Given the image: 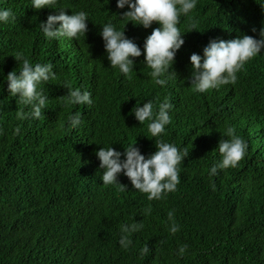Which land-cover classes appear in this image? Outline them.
<instances>
[{"label": "trees", "instance_id": "obj_1", "mask_svg": "<svg viewBox=\"0 0 264 264\" xmlns=\"http://www.w3.org/2000/svg\"><path fill=\"white\" fill-rule=\"evenodd\" d=\"M7 9L15 19L0 22V264H264V51L246 64L235 85L204 93L193 91L190 62L213 39H259L264 0H197L180 18L185 43L164 86L153 82L144 55L135 58L131 80L111 67L100 34L104 24L125 31L142 52L160 27L145 29L122 18L130 9L118 8L117 0H74L64 8L68 15L88 13V32L55 55L49 54L55 43L40 27L47 7L0 0V10ZM17 52L33 65L53 64L56 79L42 86L48 103L40 119L17 118L18 108L31 111L8 90V73L20 70ZM66 81L89 91L92 104L67 106ZM165 97L174 107L163 139L189 151L177 190L149 201L123 174L119 182L126 190L103 184L96 152L113 147L123 153L137 143L145 157L154 153L156 138L132 109L148 101L158 107ZM75 113L82 123L72 128L69 116ZM227 127L247 142V155L238 167L210 175L222 160L218 146ZM172 210L180 227L175 234ZM137 222L143 228L124 249L121 226ZM146 244L150 250L142 256ZM181 245L188 246L183 256Z\"/></svg>", "mask_w": 264, "mask_h": 264}, {"label": "clouds", "instance_id": "obj_2", "mask_svg": "<svg viewBox=\"0 0 264 264\" xmlns=\"http://www.w3.org/2000/svg\"><path fill=\"white\" fill-rule=\"evenodd\" d=\"M74 0H32L35 9L48 8L49 17L40 27L49 40H52L49 54H59L65 42L73 39L76 42L79 37L88 32V13L85 11L73 12L68 15L64 8L70 7ZM117 6L124 9L128 6L130 10L120 15L135 25L150 28L153 23L160 27L152 30L146 38L144 50L125 35V31H119L109 21L102 26L101 36L104 41L107 58L111 67L118 68L129 80L132 79V70L135 58L145 56V63L151 69L149 75L157 85H166L163 78L170 74V69L175 63L178 50L184 45V34L178 25L181 16L187 17L197 7V0H117ZM60 13V14H59ZM56 14V15H55ZM15 16L11 9L0 10V22L8 23ZM191 29L197 30L193 23ZM253 32L257 30L252 29ZM259 39L250 35L230 40L213 39L203 49V56L193 53L190 56L192 65L191 86L194 92L204 93L221 86L233 84L238 81V74L246 71V64L264 51V28L259 31ZM14 57L20 62L19 73L12 71L7 75L8 90L12 97L18 96L17 104L30 107L31 111L25 113L22 109L17 110L18 119H40L42 110L47 107L48 96L45 95L43 85L51 84L56 79L53 64L36 63L33 65L23 52H17ZM68 89L67 95L62 98L67 106L91 105V93L74 88L71 82L66 81L63 85ZM173 104L168 97L154 107L152 101L143 106H135L132 112L140 124L148 122L147 128L151 137L155 139L156 151L148 157L141 154L139 147L130 145L121 153L113 147H101L96 155L100 161V169H103L102 180L105 185H115L120 191H124L127 185L119 182V176L125 175L134 189L146 194L149 201L165 199L167 194L175 192L180 184V165L189 156L185 147L179 149L175 144L165 142L163 135L166 126L171 123L170 110ZM72 128H77L82 123L81 114L75 113L69 116ZM20 129H16L19 133ZM226 139L219 142V153L222 160L210 170V175L218 174V169L236 168L247 155V142L236 133L235 127H227L223 133ZM124 156L126 159H121ZM213 185V189H214ZM151 206L144 209L145 215L151 214ZM171 221L170 231L172 234L180 230L175 221L174 210L168 212ZM143 228L142 223L121 226L120 245L128 249L132 245L130 238L132 233L139 232ZM187 245H181L179 253L181 256L187 251ZM146 244L141 249V255L149 252Z\"/></svg>", "mask_w": 264, "mask_h": 264}]
</instances>
